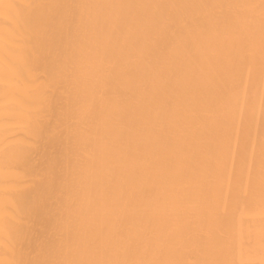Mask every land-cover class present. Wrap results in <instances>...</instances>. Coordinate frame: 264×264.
<instances>
[{
	"label": "bare ground",
	"instance_id": "bare-ground-1",
	"mask_svg": "<svg viewBox=\"0 0 264 264\" xmlns=\"http://www.w3.org/2000/svg\"><path fill=\"white\" fill-rule=\"evenodd\" d=\"M0 264H264V0H0Z\"/></svg>",
	"mask_w": 264,
	"mask_h": 264
}]
</instances>
